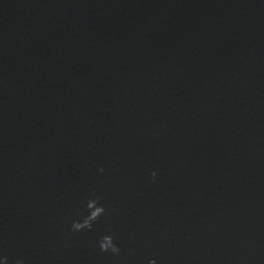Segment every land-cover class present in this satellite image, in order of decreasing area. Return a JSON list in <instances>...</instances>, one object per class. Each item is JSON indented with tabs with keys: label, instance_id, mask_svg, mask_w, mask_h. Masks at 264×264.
Returning <instances> with one entry per match:
<instances>
[{
	"label": "water",
	"instance_id": "95a60500",
	"mask_svg": "<svg viewBox=\"0 0 264 264\" xmlns=\"http://www.w3.org/2000/svg\"><path fill=\"white\" fill-rule=\"evenodd\" d=\"M4 257L264 264V0H0Z\"/></svg>",
	"mask_w": 264,
	"mask_h": 264
},
{
	"label": "clouds",
	"instance_id": "9594fccd",
	"mask_svg": "<svg viewBox=\"0 0 264 264\" xmlns=\"http://www.w3.org/2000/svg\"><path fill=\"white\" fill-rule=\"evenodd\" d=\"M101 172H103V169H100ZM153 179L156 177V173H152ZM88 215H86L82 221H74L72 223V231L73 232H81L85 229L91 231L93 223L96 222L102 215L105 214V208L103 206L99 205V199H90L87 202L86 205ZM99 248L101 252L104 253H112L114 255H119L121 249L117 246L114 239L110 235L104 236L99 241ZM4 264H8V258L4 257ZM14 264H24L23 260H16L14 261ZM150 264H156L155 260L150 261Z\"/></svg>",
	"mask_w": 264,
	"mask_h": 264
}]
</instances>
